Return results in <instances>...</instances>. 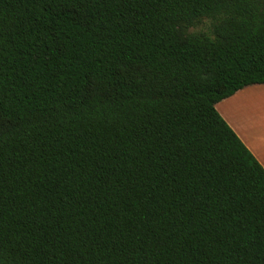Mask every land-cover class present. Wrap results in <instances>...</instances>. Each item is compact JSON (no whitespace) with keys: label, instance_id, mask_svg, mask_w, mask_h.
Listing matches in <instances>:
<instances>
[{"label":"trees","instance_id":"trees-1","mask_svg":"<svg viewBox=\"0 0 264 264\" xmlns=\"http://www.w3.org/2000/svg\"><path fill=\"white\" fill-rule=\"evenodd\" d=\"M260 84L264 0H0V264H264Z\"/></svg>","mask_w":264,"mask_h":264},{"label":"crops","instance_id":"crops-1","mask_svg":"<svg viewBox=\"0 0 264 264\" xmlns=\"http://www.w3.org/2000/svg\"><path fill=\"white\" fill-rule=\"evenodd\" d=\"M253 95L256 96L254 100L257 107L260 104L264 105V84L248 86L237 91L215 104V109L264 168V130L261 131L258 127L262 121L257 119L256 128L253 129L254 124L251 123V117L248 116L246 109V103L253 101L250 100ZM237 103L241 105L238 110Z\"/></svg>","mask_w":264,"mask_h":264},{"label":"rangeland","instance_id":"rangeland-1","mask_svg":"<svg viewBox=\"0 0 264 264\" xmlns=\"http://www.w3.org/2000/svg\"><path fill=\"white\" fill-rule=\"evenodd\" d=\"M248 87V86H247ZM264 97V96H263ZM256 96L253 95L252 97H250V100H253L249 103H246V109L248 111V116L251 117V123H253L254 125L252 126L256 128V121L257 119H261V123L258 124V127H260V130L263 131L264 130V105L260 104L259 107L256 106ZM241 107V105L239 103H237L236 109L238 110ZM253 128V129H255ZM260 132V131H259Z\"/></svg>","mask_w":264,"mask_h":264}]
</instances>
